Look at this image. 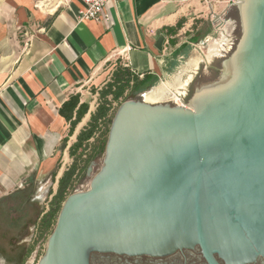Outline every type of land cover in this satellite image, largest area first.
I'll return each mask as SVG.
<instances>
[{
	"label": "water",
	"instance_id": "obj_1",
	"mask_svg": "<svg viewBox=\"0 0 264 264\" xmlns=\"http://www.w3.org/2000/svg\"><path fill=\"white\" fill-rule=\"evenodd\" d=\"M235 5L236 46L204 61L188 102L119 104L98 171L64 200L37 264L196 246L211 264L264 259V0Z\"/></svg>",
	"mask_w": 264,
	"mask_h": 264
},
{
	"label": "crops",
	"instance_id": "obj_2",
	"mask_svg": "<svg viewBox=\"0 0 264 264\" xmlns=\"http://www.w3.org/2000/svg\"><path fill=\"white\" fill-rule=\"evenodd\" d=\"M236 1L109 0L108 19L96 21L80 19L84 0H0V201L27 190L30 203H42L51 185L57 193L70 147L91 117L89 111L71 132L62 107L79 95L78 106L65 110L74 119L92 88L110 79L113 61L154 75L137 99L188 102L204 61L224 59L234 33L227 26L239 18ZM180 20L183 26L168 33Z\"/></svg>",
	"mask_w": 264,
	"mask_h": 264
},
{
	"label": "trees",
	"instance_id": "obj_3",
	"mask_svg": "<svg viewBox=\"0 0 264 264\" xmlns=\"http://www.w3.org/2000/svg\"><path fill=\"white\" fill-rule=\"evenodd\" d=\"M184 20H180L175 26L167 27L168 33H176L183 26ZM239 23V18H238ZM199 33V32H198ZM196 33L192 39L198 40L199 34ZM236 46L240 36V29L237 32ZM154 75L149 72L140 73L134 70L129 64L118 61L115 69L111 73L108 82L101 89L93 88L92 91L99 93L100 103L97 109L91 113L90 120L85 128L78 135L77 141L70 147V155L74 157L73 164L63 173L59 180L58 192L54 196V202L58 201L56 209L47 211L38 217L36 222L40 234L49 230L52 232V226L56 224L58 213L66 197L76 190L75 183L82 177L83 172L87 176V168L92 161L97 158L98 153L105 152L106 141L108 137L109 126L116 112L114 103H121L127 99L138 98L137 93L147 89L154 81ZM79 95L72 96L62 107V113L71 120V132L82 121L83 117L89 112V103H81L77 109V115L74 119L65 110L73 111L79 104ZM106 130H103V127ZM101 131V136L97 137V133ZM96 139L97 143L92 144V139ZM92 149L89 151V148ZM96 161V160H95ZM85 165L81 164L84 163ZM31 199V192L27 190L17 194L14 198H7L0 201L3 204L4 211L7 206L12 212H25ZM7 205V206H6ZM50 232V233H51Z\"/></svg>",
	"mask_w": 264,
	"mask_h": 264
},
{
	"label": "rangeland",
	"instance_id": "obj_4",
	"mask_svg": "<svg viewBox=\"0 0 264 264\" xmlns=\"http://www.w3.org/2000/svg\"><path fill=\"white\" fill-rule=\"evenodd\" d=\"M233 15H236V10H233ZM234 25L229 24V26H227L230 34H232L231 29L233 26L234 33L233 37H231L233 39H230V41H228L227 43L226 49L223 54L224 57L222 58H225L229 55V53L232 52L234 44L237 40V32L238 29H240L237 16ZM212 36L214 38H221L219 31L214 33ZM201 47L206 51L208 43L205 42L204 44H201ZM117 63L118 61H113L106 66V70L109 72V74L112 73V71L115 69ZM104 85H102L100 89L104 87ZM93 93L94 96L88 99L90 105V113L94 112L100 103L99 93L94 91ZM118 106L119 103H114V110H116ZM105 128L106 127L104 126L103 130H106ZM101 133L102 132L99 131L97 133V137L101 136ZM91 142L92 144H96L97 140L94 138ZM92 147L93 146L89 148V151L92 149ZM103 156L104 153H98L97 158L95 159L98 162V166L96 167L95 172L98 171ZM73 162L74 157L71 158L70 166L73 164ZM81 164L85 165V162ZM90 180L91 177H87L84 171L82 177L75 183L76 190L88 188ZM55 195L56 193H53L51 185V187H49V193L47 194V197L43 201H41L42 203H40L39 201L30 203L26 207L27 210L23 213L16 210L12 212L7 205V211H4L3 204H0V264L7 262L10 258L18 260L17 264H37L40 256L45 251L47 239L51 232V230H49L43 234H40L36 224L39 217L38 212L39 210H41L42 206L46 207V205L48 206V211L56 209L58 206V201L54 202ZM54 226L55 224L52 226V230Z\"/></svg>",
	"mask_w": 264,
	"mask_h": 264
},
{
	"label": "flooded vegetation",
	"instance_id": "obj_5",
	"mask_svg": "<svg viewBox=\"0 0 264 264\" xmlns=\"http://www.w3.org/2000/svg\"><path fill=\"white\" fill-rule=\"evenodd\" d=\"M220 264L227 263L216 254ZM91 264H211L205 257L200 246L194 248H183L163 256L129 255L116 252L95 251L91 254ZM6 264V263H2ZM245 264H264V259Z\"/></svg>",
	"mask_w": 264,
	"mask_h": 264
},
{
	"label": "built area",
	"instance_id": "obj_6",
	"mask_svg": "<svg viewBox=\"0 0 264 264\" xmlns=\"http://www.w3.org/2000/svg\"><path fill=\"white\" fill-rule=\"evenodd\" d=\"M109 0H84L87 4L85 10L80 13V19H93L96 21L108 19L104 12L105 6ZM221 23L218 22L217 29H221ZM203 52V49L200 47ZM183 103V102H181Z\"/></svg>",
	"mask_w": 264,
	"mask_h": 264
},
{
	"label": "bare ground",
	"instance_id": "obj_7",
	"mask_svg": "<svg viewBox=\"0 0 264 264\" xmlns=\"http://www.w3.org/2000/svg\"><path fill=\"white\" fill-rule=\"evenodd\" d=\"M222 25V24H221Z\"/></svg>",
	"mask_w": 264,
	"mask_h": 264
}]
</instances>
